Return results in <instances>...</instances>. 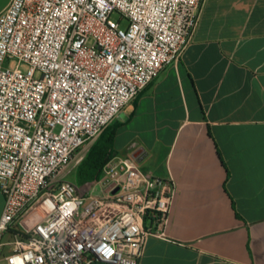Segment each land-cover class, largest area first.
<instances>
[{
    "label": "built area",
    "instance_id": "1",
    "mask_svg": "<svg viewBox=\"0 0 264 264\" xmlns=\"http://www.w3.org/2000/svg\"><path fill=\"white\" fill-rule=\"evenodd\" d=\"M205 2L11 0L0 13V260L141 264L149 236L164 234L173 183L145 172L140 150L115 154L84 188L66 176L183 56Z\"/></svg>",
    "mask_w": 264,
    "mask_h": 264
},
{
    "label": "crops",
    "instance_id": "2",
    "mask_svg": "<svg viewBox=\"0 0 264 264\" xmlns=\"http://www.w3.org/2000/svg\"><path fill=\"white\" fill-rule=\"evenodd\" d=\"M113 129L116 154L140 150L175 188L141 264H264V0H206L183 56Z\"/></svg>",
    "mask_w": 264,
    "mask_h": 264
},
{
    "label": "trees",
    "instance_id": "3",
    "mask_svg": "<svg viewBox=\"0 0 264 264\" xmlns=\"http://www.w3.org/2000/svg\"><path fill=\"white\" fill-rule=\"evenodd\" d=\"M114 132V129L109 131L107 128L102 134L101 140L97 142L83 161L77 174L80 188H84L98 180L102 175L105 164L116 154L113 150Z\"/></svg>",
    "mask_w": 264,
    "mask_h": 264
},
{
    "label": "rangeland",
    "instance_id": "4",
    "mask_svg": "<svg viewBox=\"0 0 264 264\" xmlns=\"http://www.w3.org/2000/svg\"><path fill=\"white\" fill-rule=\"evenodd\" d=\"M114 20H118L119 16L117 14H114L113 16ZM115 124V121L108 127V130L111 131L113 129V126ZM107 130V129H106ZM102 136V135H101ZM101 136H99L95 141H93L92 143H90L89 145L85 146V148H83L75 157V159L73 160V163L68 171V174L66 176V179L69 181L74 182L76 185H78L80 187L79 182L77 181V174L78 171L80 170L83 161L87 158L88 154L90 153L91 149L97 144V142H99L101 140ZM80 156H83L84 158L78 163L76 164V160H78L80 158ZM48 205H44L42 208L36 210L35 212H33L31 214V216H29V224L32 225L35 222H37L40 218H42L47 212H48Z\"/></svg>",
    "mask_w": 264,
    "mask_h": 264
}]
</instances>
